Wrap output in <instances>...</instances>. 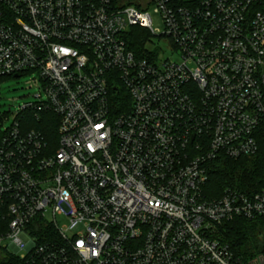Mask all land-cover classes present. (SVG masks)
Here are the masks:
<instances>
[{"label": "built area", "instance_id": "built-area-1", "mask_svg": "<svg viewBox=\"0 0 264 264\" xmlns=\"http://www.w3.org/2000/svg\"><path fill=\"white\" fill-rule=\"evenodd\" d=\"M186 1L0 0V81L45 94L0 131V264H264V232L227 239L264 219V187L203 191L259 151L264 0ZM134 27L176 59L129 49Z\"/></svg>", "mask_w": 264, "mask_h": 264}, {"label": "trees", "instance_id": "trees-1", "mask_svg": "<svg viewBox=\"0 0 264 264\" xmlns=\"http://www.w3.org/2000/svg\"><path fill=\"white\" fill-rule=\"evenodd\" d=\"M180 5L186 0H175ZM199 1V0H193ZM148 33L139 27H134L129 33V49L137 54L145 50V37ZM209 179L204 186L205 197L219 196L226 188L258 191L264 187V132L259 141L258 154L253 157L231 160L218 159L210 164ZM264 219L255 221L236 220L227 226V239L236 250L246 253L250 243L262 234L260 224Z\"/></svg>", "mask_w": 264, "mask_h": 264}, {"label": "rangeland", "instance_id": "rangeland-1", "mask_svg": "<svg viewBox=\"0 0 264 264\" xmlns=\"http://www.w3.org/2000/svg\"><path fill=\"white\" fill-rule=\"evenodd\" d=\"M149 15L152 21V27L157 33L164 30V26L160 15L153 8L149 9ZM145 50L157 49L160 52L162 59L175 60V56L171 52L172 44L164 38H154L146 36ZM144 50V51H145ZM39 95L40 99L36 98ZM45 99V94L41 90L39 80L35 74L22 75L19 78H7L0 81V131L4 132L11 127L14 121L16 112L25 104L37 102ZM56 135L50 134L48 139L54 140ZM59 225H63L65 220L61 217L57 218ZM256 222V220H254ZM262 232H264V223L260 224ZM82 228H77L73 234H77ZM258 238L250 247H256Z\"/></svg>", "mask_w": 264, "mask_h": 264}]
</instances>
